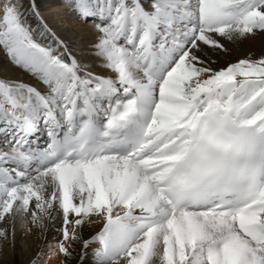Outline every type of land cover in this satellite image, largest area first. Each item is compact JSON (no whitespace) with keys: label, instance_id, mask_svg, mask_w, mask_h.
Instances as JSON below:
<instances>
[{"label":"snow or ice","instance_id":"snow-or-ice-1","mask_svg":"<svg viewBox=\"0 0 264 264\" xmlns=\"http://www.w3.org/2000/svg\"><path fill=\"white\" fill-rule=\"evenodd\" d=\"M61 7L72 40L41 0H0L36 81L0 76V242L19 220L61 264H264V48L222 62L264 37V0Z\"/></svg>","mask_w":264,"mask_h":264},{"label":"bare ground","instance_id":"bare-ground-1","mask_svg":"<svg viewBox=\"0 0 264 264\" xmlns=\"http://www.w3.org/2000/svg\"><path fill=\"white\" fill-rule=\"evenodd\" d=\"M22 2H26V0H22ZM41 14L60 35H69L70 33H73L72 25L74 21L64 12L63 8L61 7V0H41ZM29 22L35 26L36 21L33 18H29ZM67 23H69L71 26L69 30L63 28ZM78 31L81 35L86 36L89 30L87 28H79ZM68 38L69 37H65L63 39L69 40ZM231 47V56L223 57L222 62L243 57L249 48L259 51L261 48H264V37L257 36L252 41ZM0 51H4L2 47H0ZM1 70H3V72H1ZM0 76L20 78L25 82L36 84L34 78H31L28 73L24 72L15 65L9 66L6 60L2 57H0ZM44 139L45 137H41V142H43ZM100 226V224H95L90 228H85L84 236L87 237L91 235L97 231ZM38 232V229H33L32 232L26 231L21 222L18 220L16 222L15 234L11 242H0V264H30L32 258L37 252H40L41 250H43L44 254L39 260V264H61L62 260H64V257L61 254L58 253L55 256H49L47 251L48 242L57 235L53 231V228L50 226L42 237L38 235ZM78 251L79 246L77 245V252ZM77 259L78 256H74L70 264H76ZM85 264H89V261L86 260Z\"/></svg>","mask_w":264,"mask_h":264},{"label":"rangeland","instance_id":"rangeland-1","mask_svg":"<svg viewBox=\"0 0 264 264\" xmlns=\"http://www.w3.org/2000/svg\"><path fill=\"white\" fill-rule=\"evenodd\" d=\"M75 24V22L73 23V25ZM72 25V26H73ZM71 26L69 25V23H67V24H65V26L63 27L64 29H66V30H69V28H70ZM81 28H83V27H81ZM59 34V33H58ZM60 35V34H59ZM61 36V38H65V37H69L68 39L69 40H72V39H74V37H73V33L71 34H64V35H60ZM0 57H2L3 59H5L6 60V62H7V64L9 65V66H12L13 64L8 60V58H7V56H6V53L4 52V51H0ZM1 72H3V70H1Z\"/></svg>","mask_w":264,"mask_h":264}]
</instances>
